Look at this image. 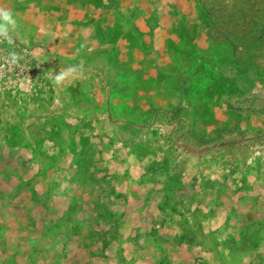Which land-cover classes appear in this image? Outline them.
Instances as JSON below:
<instances>
[{
  "label": "rangeland",
  "instance_id": "374dc122",
  "mask_svg": "<svg viewBox=\"0 0 264 264\" xmlns=\"http://www.w3.org/2000/svg\"><path fill=\"white\" fill-rule=\"evenodd\" d=\"M0 9V264H264V0Z\"/></svg>",
  "mask_w": 264,
  "mask_h": 264
},
{
  "label": "clouds",
  "instance_id": "9594fccd",
  "mask_svg": "<svg viewBox=\"0 0 264 264\" xmlns=\"http://www.w3.org/2000/svg\"><path fill=\"white\" fill-rule=\"evenodd\" d=\"M0 19H3L5 21L11 20V13L7 10L0 9Z\"/></svg>",
  "mask_w": 264,
  "mask_h": 264
},
{
  "label": "crops",
  "instance_id": "0c3cea01",
  "mask_svg": "<svg viewBox=\"0 0 264 264\" xmlns=\"http://www.w3.org/2000/svg\"><path fill=\"white\" fill-rule=\"evenodd\" d=\"M0 26H3V25H0ZM6 27V26H5Z\"/></svg>",
  "mask_w": 264,
  "mask_h": 264
}]
</instances>
